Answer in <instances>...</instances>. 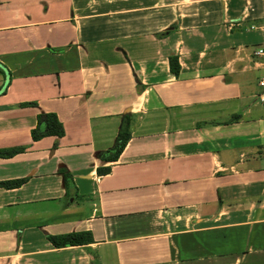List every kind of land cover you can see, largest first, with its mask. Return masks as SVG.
I'll return each mask as SVG.
<instances>
[{
	"label": "crops",
	"instance_id": "1",
	"mask_svg": "<svg viewBox=\"0 0 264 264\" xmlns=\"http://www.w3.org/2000/svg\"><path fill=\"white\" fill-rule=\"evenodd\" d=\"M258 49L264 0H0V264H264Z\"/></svg>",
	"mask_w": 264,
	"mask_h": 264
},
{
	"label": "trees",
	"instance_id": "2",
	"mask_svg": "<svg viewBox=\"0 0 264 264\" xmlns=\"http://www.w3.org/2000/svg\"><path fill=\"white\" fill-rule=\"evenodd\" d=\"M176 58L170 57V70L172 73H176ZM36 126L31 130V139L32 141H38L42 138L48 136L62 137L64 135V128L62 123L58 120L57 116L54 113H40L36 116ZM130 138V119H124L122 128L118 132L114 146L103 152L100 155L99 160L106 163H112L117 161L118 156L126 146ZM25 150V146L9 147L5 149H0V158H11L16 154L22 153ZM110 171V167H98V175H105ZM64 176L66 186H69L71 181V175L65 170H60ZM26 182V179L19 180H10L0 182V187L5 189H13L21 186ZM48 241L55 248H62L67 246H80L92 242V237L89 232H78V233H69L62 235H48Z\"/></svg>",
	"mask_w": 264,
	"mask_h": 264
},
{
	"label": "built area",
	"instance_id": "3",
	"mask_svg": "<svg viewBox=\"0 0 264 264\" xmlns=\"http://www.w3.org/2000/svg\"><path fill=\"white\" fill-rule=\"evenodd\" d=\"M256 55L262 56L264 55V50L263 49H258V51L255 52ZM258 85L263 89L262 93L258 95V99L261 103L264 104V77H262L258 81Z\"/></svg>",
	"mask_w": 264,
	"mask_h": 264
}]
</instances>
